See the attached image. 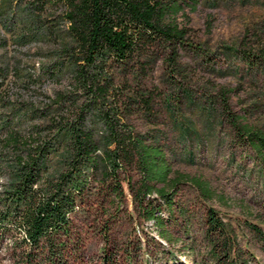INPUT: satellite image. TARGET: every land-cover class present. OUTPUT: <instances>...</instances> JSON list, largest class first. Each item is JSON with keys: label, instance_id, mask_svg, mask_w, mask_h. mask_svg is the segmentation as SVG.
<instances>
[{"label": "rangeland", "instance_id": "obj_1", "mask_svg": "<svg viewBox=\"0 0 264 264\" xmlns=\"http://www.w3.org/2000/svg\"><path fill=\"white\" fill-rule=\"evenodd\" d=\"M37 3L0 0V10L44 9L45 24L62 33L64 6ZM187 13V44L174 59L160 51L144 73L117 78L137 102L128 118L134 131L161 146L172 177L185 178L170 210L156 195L148 198L161 207L157 215L168 240L137 213L125 183L122 202L114 204L96 198L98 185L90 184L86 203L71 215L80 251L67 264H105V256L115 264H264V239L253 230L264 235V172L240 137L242 126L264 133V0H200L197 11ZM11 22L0 12V62L21 68L23 76L48 60L57 39L21 43ZM14 76L8 75L1 95L11 103L53 98L68 83L42 80L34 95V85L19 87ZM128 171L135 186L139 176ZM211 211L220 230L210 225ZM0 257V264H13L4 252Z\"/></svg>", "mask_w": 264, "mask_h": 264}, {"label": "trees", "instance_id": "obj_2", "mask_svg": "<svg viewBox=\"0 0 264 264\" xmlns=\"http://www.w3.org/2000/svg\"><path fill=\"white\" fill-rule=\"evenodd\" d=\"M199 2L38 0L64 6L62 33L45 24L44 9L0 10L5 21H12L19 42L57 39L48 60L23 76L21 68L0 62V253L10 262L67 264L69 256L77 255L71 215L86 203L90 184L98 185L96 198L114 204L122 202L125 183L134 209L167 239L157 215L161 207L148 198L156 195L170 210L185 178L172 177L161 146L134 131L128 118L137 102L126 96V85L117 78L144 73V65L160 51L174 59L176 49L187 44V9L197 11ZM10 73L19 87L34 85V95L42 80L60 85L66 78L68 83L53 98L11 103L1 96ZM240 137L264 172V133L242 126ZM130 169L139 176L135 186ZM194 182L211 196L208 187ZM209 221L212 228H222L212 211ZM253 230L264 239L259 228ZM104 259L115 264L111 257Z\"/></svg>", "mask_w": 264, "mask_h": 264}]
</instances>
